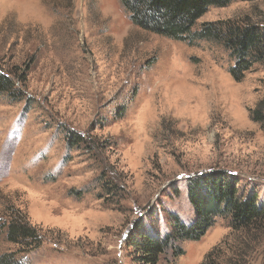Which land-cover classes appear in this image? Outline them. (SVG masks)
Instances as JSON below:
<instances>
[{"label": "rangeland", "instance_id": "obj_1", "mask_svg": "<svg viewBox=\"0 0 264 264\" xmlns=\"http://www.w3.org/2000/svg\"><path fill=\"white\" fill-rule=\"evenodd\" d=\"M227 20L264 25V0L210 8L197 27ZM230 65L219 46L134 26L120 0H0V69L21 92L0 95V254L15 249L7 207L46 233L30 264H136L138 223L162 232L170 213L194 218L189 177L229 171L264 195V134L250 119L264 64L242 82ZM68 132L103 151L70 150ZM104 163L122 178L114 192ZM230 234L218 219L160 264H201Z\"/></svg>", "mask_w": 264, "mask_h": 264}, {"label": "trees", "instance_id": "obj_2", "mask_svg": "<svg viewBox=\"0 0 264 264\" xmlns=\"http://www.w3.org/2000/svg\"><path fill=\"white\" fill-rule=\"evenodd\" d=\"M256 1L262 0H120V4L130 22L146 32L190 45L205 42L221 47L229 54L232 77L242 82L256 65L264 64V25L243 20L206 22L199 27L197 23L210 8ZM12 75L0 69V95H21ZM250 119L264 134V98L250 110ZM95 142L76 132L67 134L70 150L81 147L99 156L103 150ZM109 167L104 163L98 179L108 180L104 184L114 192L122 178L116 173L113 178ZM187 193L194 211L190 222L170 213L168 228L162 232L138 223L136 232L127 239L136 264H160L161 257L170 252L177 260L184 255L180 244L200 241L218 219L229 220L231 234L201 264H256L260 258L264 264V195L256 185L242 182L229 171L213 170L189 177ZM12 208H5L1 229L15 249L1 253L0 264H30L24 258L46 242V233L23 211Z\"/></svg>", "mask_w": 264, "mask_h": 264}]
</instances>
